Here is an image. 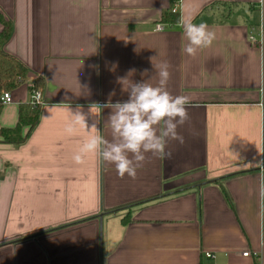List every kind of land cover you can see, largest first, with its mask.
<instances>
[{"label":"crops","instance_id":"crops-1","mask_svg":"<svg viewBox=\"0 0 264 264\" xmlns=\"http://www.w3.org/2000/svg\"><path fill=\"white\" fill-rule=\"evenodd\" d=\"M177 2L180 20L215 32L195 57L180 21L162 22ZM0 13L4 51L29 70L0 130L20 127L42 81L36 126L22 142L0 135V264H264L262 0H0ZM163 62L168 90L190 99L171 158L146 154L135 179L97 154L75 163L97 118L111 139L104 105L155 85ZM77 107L88 128L68 134Z\"/></svg>","mask_w":264,"mask_h":264},{"label":"clouds","instance_id":"clouds-1","mask_svg":"<svg viewBox=\"0 0 264 264\" xmlns=\"http://www.w3.org/2000/svg\"><path fill=\"white\" fill-rule=\"evenodd\" d=\"M180 24L183 38L187 41L183 52L189 57H195L199 50L211 46L216 38L215 32L206 23L195 24L181 18ZM154 67H158V82L155 85L148 81L130 82L123 89L128 92L127 100L115 103L110 100L104 105L111 109L106 122L111 139L100 134L97 118L88 130V137L73 156L75 163H83L86 154H97L107 164L114 165L118 177L127 175L135 179L137 170L147 158L146 154L170 159L172 153L166 151L169 141L183 144L184 137L178 128L190 119L187 110L190 99L185 94L173 95L168 90L171 74L167 62ZM126 81L123 79L121 82L124 85ZM90 112L93 114L91 108ZM86 119L77 107L74 114L70 113L65 131L73 134L81 126L88 128ZM260 196L264 200V184L261 185Z\"/></svg>","mask_w":264,"mask_h":264},{"label":"trees","instance_id":"trees-1","mask_svg":"<svg viewBox=\"0 0 264 264\" xmlns=\"http://www.w3.org/2000/svg\"><path fill=\"white\" fill-rule=\"evenodd\" d=\"M0 21L4 28L0 31V93L3 91L13 93L21 85H23L29 76L28 68L15 57L4 51V45L12 34V24L4 19L0 13ZM179 14L173 13L171 7L166 10L162 17V22L168 25L179 23ZM42 86V81L37 80L31 88L33 93L38 87ZM1 108V106H0ZM39 104H33L31 101L20 105V127L27 125L32 130L39 120ZM20 127L14 129H2L0 135H4L5 139L13 142H22L25 137L21 135Z\"/></svg>","mask_w":264,"mask_h":264},{"label":"built area","instance_id":"built-area-1","mask_svg":"<svg viewBox=\"0 0 264 264\" xmlns=\"http://www.w3.org/2000/svg\"><path fill=\"white\" fill-rule=\"evenodd\" d=\"M171 10L173 13L179 14V6H178V2L175 3L172 7ZM156 30L157 31H162L163 30V25L162 24H158L156 26ZM251 41L255 42V37L251 36L250 37ZM14 101L13 99V95L11 92H7V91H3L0 93V106H4L7 104H10ZM33 104H40L41 103V92L39 90H35L32 95H31V100H30ZM243 256H249L250 253L249 252H244L242 253ZM206 256L211 258L213 257V255L211 253H206Z\"/></svg>","mask_w":264,"mask_h":264}]
</instances>
